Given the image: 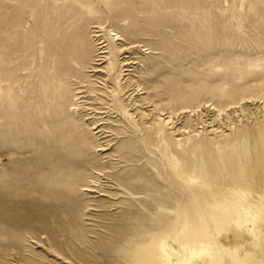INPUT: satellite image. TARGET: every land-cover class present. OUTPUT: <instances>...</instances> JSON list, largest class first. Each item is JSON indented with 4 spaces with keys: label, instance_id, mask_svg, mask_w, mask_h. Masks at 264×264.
<instances>
[{
    "label": "rangeland",
    "instance_id": "374dc122",
    "mask_svg": "<svg viewBox=\"0 0 264 264\" xmlns=\"http://www.w3.org/2000/svg\"><path fill=\"white\" fill-rule=\"evenodd\" d=\"M263 14L264 0H0V102L5 109L14 107L22 118L23 143L36 146L40 136L31 132L26 120L31 114L30 96L32 102L39 95L45 97L41 98L45 107L34 110L36 118L54 108L47 101L55 92L38 85L46 82L47 87L49 78L39 71L43 59L61 57L80 71L77 61L62 54L58 44L65 38L90 41L92 49L108 51L94 56L90 69L78 72L84 81L71 78L73 91L68 97L79 107L65 119H75L89 130L87 137L96 148L88 151L80 180L84 183L86 176H94L98 183L89 179L92 188L69 193L62 173H50L38 182L29 175L22 179L12 197L0 205V264H131L125 246L133 234L126 229L139 220L124 214L132 208L122 205L124 186L129 183L143 188L140 195L145 202L161 211L146 214L142 224L161 219L174 226L176 208L183 223L192 217L199 223L210 220L209 203L201 201L204 181L225 192H241L249 186L264 194V111L260 108L264 101L242 99L264 90V76H258L264 73L259 68V61H264ZM8 21L20 23L21 31L19 25L15 31L6 28ZM13 31L26 37L27 51L22 54L8 41ZM115 33L126 37V44L116 40ZM114 44L127 48L117 54L120 64L111 73L109 50ZM125 60L129 63L121 66ZM117 73L122 87L118 95ZM30 84L32 91L27 88ZM120 101H132L128 112L139 110V116L133 115L137 121L143 115L146 126L162 131L175 167L165 166L168 161L160 157L163 146L153 138L117 135L115 129L129 122L120 112ZM1 118L0 140L15 141L11 124ZM93 122L95 126L90 125ZM246 130H250L249 144L238 153L231 141ZM32 154L26 148H10L0 162L18 158L30 173ZM73 197L78 198L79 208L68 212L63 204ZM189 201L193 208L188 213ZM44 202L50 203L44 207ZM208 228L216 238L217 232Z\"/></svg>",
    "mask_w": 264,
    "mask_h": 264
},
{
    "label": "bare ground",
    "instance_id": "6f19581e",
    "mask_svg": "<svg viewBox=\"0 0 264 264\" xmlns=\"http://www.w3.org/2000/svg\"><path fill=\"white\" fill-rule=\"evenodd\" d=\"M16 26H18L19 30L22 28L20 23L16 25L13 24V21H8L6 24V28L14 31L16 30L15 29ZM68 28L71 30L72 28L71 24L69 25ZM260 30L261 28L258 30V33H260L259 32ZM14 31L12 36L8 35V41L11 44H14V47H16V52L18 54H22V52L27 51V46H25L24 44V39L26 37L24 36L23 32L15 36ZM114 36L115 37L117 36V38L115 39L120 40L121 43L122 42L124 43L127 39L126 37L123 38L119 36L117 33H115ZM263 36L264 35H262V38ZM124 44H121L119 46L114 44V46L109 50L110 58H111L109 69L111 73L114 72L120 64L119 59L117 58V54L124 52V50L127 48L125 47ZM58 45L61 47L60 49L63 50L62 54L78 62V64L80 65L79 68L80 71H78L77 68L73 66L71 62H69V60H64L61 57L60 58L54 56L51 58L46 57L43 59L44 64L43 65L42 63L40 64L39 67L40 74L43 75V78L48 77L49 75V78L47 80L48 81L47 87H46V82L44 84L42 82H39L38 83L39 88H42L47 92H55V94H53V96L48 98L47 101L48 103L54 104V108L52 112L50 113L48 112L47 114L45 111L43 115L39 114L38 118L35 117L34 110L37 109L39 105H44L45 107L44 101L41 100V98L44 99L45 97L39 95L38 99L35 98L33 99L32 102V97L30 96V100L28 101V104L31 107L29 109L31 110V114L30 113L28 114V119L26 120L27 121L29 120L28 124L30 125V130L32 133H36V136H38V134L40 133V136L37 139L38 142L36 146H34L33 143L31 144L23 143L22 135L26 133L25 131L26 129L22 118L15 114V111L13 110L14 107H9L5 109V107H3V103L0 102V118L5 117L6 121L11 124L10 134L15 140V141L10 140L7 142L4 140L3 141L0 140V157L4 155L5 151L10 150V148L17 150H20V148L23 149L26 148L29 152L33 153L32 155L29 156V158L31 162H33L34 164V165L32 164L33 168L29 166V168L32 169V171L30 169V173H29V170L27 169L25 170V167H27V165L23 169L21 167L22 164H20L18 158H15V160L12 159L11 161H5L3 163L0 162V205L5 203V201L9 199V196L12 197L14 191L16 190L15 188L20 184L19 182H21L22 179L28 177V175L30 178L32 177L38 182L39 179H41V177L43 176L46 177L50 173L53 174L55 172H56L55 174H57V172L62 173V175H64V177L66 178V181L63 183V187L69 193H71L73 190H78L81 188L84 190L92 188L90 182L87 181L89 179H90L89 181H92L93 183H98V180L94 179L95 178L94 176H86L88 178L84 181V183H81L82 180L81 179L82 177L80 176L82 172L81 170H84L85 168V163L83 161L85 160L86 156H89L90 153L88 154V151L96 148L92 143L93 139L87 137L89 130L88 129L83 130L85 129V127L82 126L81 122L78 123L75 119L74 120H70V119L65 120V119L71 115L72 111L78 109L79 107L78 103L72 101L68 97V94L69 92H71L72 89L69 88L70 85L69 82L71 78L74 76L76 78H79L81 82L84 81L83 76L82 75L79 76L78 72L81 73V70L90 69L92 67V62L94 60L93 57L98 56V54L102 52H108V51H100L101 47H97V46L94 49H92L91 46L93 44L90 41L84 42L83 39H78L71 42V40L65 38L64 41L63 42L61 41V43ZM103 57L105 58L104 55ZM122 62L123 64L121 66H125L126 64L129 63L126 62V60ZM98 68H100V66ZM259 68H261L264 71V61H259ZM71 71L77 72V74H75L74 72L72 73ZM104 74H107V72ZM126 75H128V73ZM258 76L263 77L264 73H262L261 71L258 73ZM116 84L118 87V92H117L118 95L122 92V87L118 86L119 73L116 74ZM137 86L138 85H135L134 90L131 92L132 94L135 91H137L138 88ZM27 88L32 91L34 86L30 84L27 86ZM125 92L127 93V91ZM75 96L76 95H73L72 97L73 100ZM244 98H256V99L261 98L264 101V90H260L255 93L251 92L245 94L244 97H242V99ZM132 99L135 98L132 97ZM125 102L120 101V107H121L120 112L124 116V118H127L129 122H127L128 125L124 123L122 127H120L121 126L120 125L119 126L120 128L115 129V131H117V135L137 137L140 140H143L146 137L153 138L156 141V143L157 141L159 142L158 145L163 146V152H161L160 157L161 159L168 161L167 163L165 162V166L167 167L170 165L171 167L173 166L175 167L176 164L173 159V151H171V149H168L169 144L167 140L163 138L164 134L162 133V131L159 129H152L146 126L145 121L143 120L144 117L143 115L141 116L142 120L139 119L137 121L133 115L134 113H136V116H139V112H138L139 110L135 109L136 112L130 114L127 108L131 105L130 102L132 101H130L129 103H125ZM137 103H138L137 99L134 100L133 104L135 105ZM260 108L262 109V111H264V105L261 106ZM221 111H222L221 108L217 109V112L219 114H221L220 113ZM90 125L95 126L96 122H93ZM90 125L87 124L86 126L90 127ZM92 129H96V127L90 128V130ZM144 132H146V135H144ZM249 133L250 130H246L244 133H241L240 135L233 137L231 142H233V146L238 153L244 152L246 150L247 145L249 144L248 142L249 138L246 135H248ZM99 136L100 135L94 137L96 139ZM36 163H38L40 166ZM203 164L204 163L196 162V165L202 166ZM70 166L74 167V169L67 170L66 168H69ZM83 174L84 172L82 173V175ZM189 177L196 178V175L189 174ZM29 181L27 182L28 184ZM54 182L57 183L58 180L56 179ZM202 186L207 188V189L206 188L201 189L203 190V196L201 197V201L209 203L211 209V216H212L210 220L204 221L203 223H199V221L196 218L194 219V217H192L191 218L192 220H189V222L187 223H183L180 218V209L176 208V210L174 211V218H176V222L174 226H170V224H167L166 220H161V219L154 222L152 221L146 222L145 224L140 223L141 220H143V218L146 216V214L153 211L160 213L161 211L158 209L155 210L151 208V206H149L145 202V198L143 199V197L140 195V193H142L141 189L143 188L140 189V187L136 185H132L130 183L124 186L125 189L124 193L126 196L124 197L125 201L123 202V204L122 203L121 204L126 207L132 206V208L125 207L126 210L124 214L126 218L133 219L134 221L139 220L140 223L139 224L137 222V224L128 226V228L126 229V232L128 231V234L130 235L133 234V237L128 239L127 245L125 246L129 251V253H127L129 263L131 264H264V194L254 191L249 186L242 189L241 192H235V191L225 192L222 190V187L220 186L215 187L208 181H204ZM191 187L193 186L191 185ZM117 189H121V188H117ZM208 189L210 190V192H208ZM41 196L42 195L40 193L39 198H41ZM190 199H192L193 201L195 200L192 194L190 195ZM44 203H45L44 207H46V205H49L47 203L50 202L47 203L44 202ZM78 204H79L78 198L73 197L70 200H68V202L65 201L63 207L66 209V211L71 212L72 210L79 208ZM192 208L193 207L190 202L189 207L187 208V212L189 213V211H191ZM49 209L51 208L49 207ZM122 210L123 209H121V211ZM209 226L210 228H212L214 231L217 232L216 238L209 231L210 230L208 228Z\"/></svg>",
    "mask_w": 264,
    "mask_h": 264
}]
</instances>
